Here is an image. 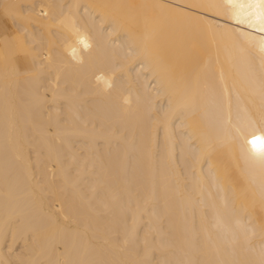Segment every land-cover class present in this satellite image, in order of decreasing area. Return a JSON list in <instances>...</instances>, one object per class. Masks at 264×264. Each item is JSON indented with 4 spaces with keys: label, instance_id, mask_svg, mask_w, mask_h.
<instances>
[{
    "label": "bare ground",
    "instance_id": "1",
    "mask_svg": "<svg viewBox=\"0 0 264 264\" xmlns=\"http://www.w3.org/2000/svg\"><path fill=\"white\" fill-rule=\"evenodd\" d=\"M0 264H264V0H0Z\"/></svg>",
    "mask_w": 264,
    "mask_h": 264
},
{
    "label": "snow or ice",
    "instance_id": "2",
    "mask_svg": "<svg viewBox=\"0 0 264 264\" xmlns=\"http://www.w3.org/2000/svg\"><path fill=\"white\" fill-rule=\"evenodd\" d=\"M255 142V141H254Z\"/></svg>",
    "mask_w": 264,
    "mask_h": 264
}]
</instances>
